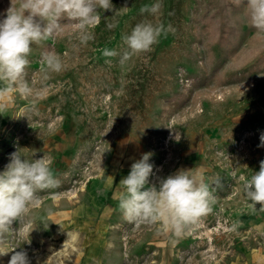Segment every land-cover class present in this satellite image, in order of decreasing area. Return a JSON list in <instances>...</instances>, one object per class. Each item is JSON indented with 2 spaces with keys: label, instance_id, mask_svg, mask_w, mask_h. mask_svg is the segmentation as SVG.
Here are the masks:
<instances>
[{
  "label": "rangeland",
  "instance_id": "1",
  "mask_svg": "<svg viewBox=\"0 0 264 264\" xmlns=\"http://www.w3.org/2000/svg\"><path fill=\"white\" fill-rule=\"evenodd\" d=\"M111 2L86 44L67 17L33 44L25 74L32 95L3 101L0 171L13 152L45 156L62 183L39 192L13 223L0 264L15 248L32 264H229L242 251L247 260L264 252V219L254 218L264 212L243 193L264 160V32L251 26L246 0H163L148 19L171 30L123 64L122 36L143 19L141 5L156 0ZM19 3L0 0V19ZM113 15L117 26L108 30ZM104 48L118 55L105 57ZM46 52L61 57V72L46 71ZM149 152L152 182L192 168L222 182L211 211L179 236L129 222L118 207L120 180Z\"/></svg>",
  "mask_w": 264,
  "mask_h": 264
},
{
  "label": "clouds",
  "instance_id": "2",
  "mask_svg": "<svg viewBox=\"0 0 264 264\" xmlns=\"http://www.w3.org/2000/svg\"><path fill=\"white\" fill-rule=\"evenodd\" d=\"M246 6L251 26L264 32V0H246ZM113 7L111 0H20L19 7L11 5L0 19V112L8 107L3 102L6 98L17 93L28 97L33 93L25 79L33 44H40L58 33L64 17L77 22L80 43L86 44L94 39L89 29L101 21L98 10L110 11ZM162 7L163 0L141 5L139 13L143 19L129 34L122 36L128 50L123 52L121 64L133 54L150 52L162 35L167 36L171 25L153 24L148 19L160 15ZM115 15L106 23L108 30L117 26ZM102 54L114 57L118 52L104 48ZM42 63L49 72L59 73L64 68L61 57L55 52L44 53ZM174 138L179 142L180 133L175 131ZM258 147H264V133L260 135ZM151 156L150 152L142 154L141 159L131 164L128 175L120 180L118 207L129 222L158 225L162 233L179 236L211 211L216 199L214 192L222 187V182L218 177L207 182L204 174L195 168L179 169L152 182ZM61 183L47 157L28 160L19 151L10 154L9 162L0 171V256L10 252L4 247L5 234H10L13 223L22 221L28 215L29 207L39 202L38 193L57 189ZM243 193L254 211L260 205L259 211L264 212V160L260 162L259 171L244 182ZM232 227L234 230L236 225ZM15 249L8 264H32L25 249Z\"/></svg>",
  "mask_w": 264,
  "mask_h": 264
},
{
  "label": "crops",
  "instance_id": "3",
  "mask_svg": "<svg viewBox=\"0 0 264 264\" xmlns=\"http://www.w3.org/2000/svg\"><path fill=\"white\" fill-rule=\"evenodd\" d=\"M4 119H6V115L3 111V115ZM256 219H264V216H258V217H254ZM242 257L244 256V258L241 261L238 260H234L229 264H264V252H255V253H251L250 256L248 257L249 260H247V255L245 254V252L242 251L241 253ZM258 261L257 262H255ZM253 261V262H252Z\"/></svg>",
  "mask_w": 264,
  "mask_h": 264
},
{
  "label": "bare ground",
  "instance_id": "4",
  "mask_svg": "<svg viewBox=\"0 0 264 264\" xmlns=\"http://www.w3.org/2000/svg\"><path fill=\"white\" fill-rule=\"evenodd\" d=\"M83 190V189H82ZM78 197V196H77Z\"/></svg>",
  "mask_w": 264,
  "mask_h": 264
}]
</instances>
